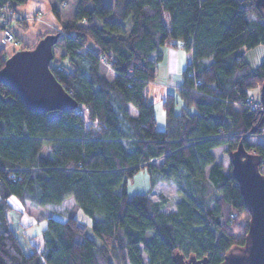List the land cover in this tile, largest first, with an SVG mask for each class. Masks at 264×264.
<instances>
[{"label": "trees", "instance_id": "obj_1", "mask_svg": "<svg viewBox=\"0 0 264 264\" xmlns=\"http://www.w3.org/2000/svg\"><path fill=\"white\" fill-rule=\"evenodd\" d=\"M27 2L0 0V13ZM52 32L62 57L51 69L78 106L37 112L0 82V264H176L177 254L222 264L244 248L250 212L232 164L226 172L213 150L227 146L230 156L243 140L264 173V108L247 102L264 82V61L245 60L264 46L256 0H78L72 21L38 37ZM164 46L191 61L177 93L162 98L159 130L148 90ZM8 56L0 50V68ZM143 168L150 187L129 196ZM161 181L178 187L170 213L168 196H150ZM12 196L57 207L73 197L98 241L76 216H49L43 249L27 251L9 218Z\"/></svg>", "mask_w": 264, "mask_h": 264}, {"label": "water", "instance_id": "obj_2", "mask_svg": "<svg viewBox=\"0 0 264 264\" xmlns=\"http://www.w3.org/2000/svg\"><path fill=\"white\" fill-rule=\"evenodd\" d=\"M256 4L264 10V0H256ZM59 39L60 33H49L34 47L12 53L0 68V82L12 87L31 110L47 113L74 110L78 106V101L58 81L50 66ZM260 94L264 107V82ZM253 133L255 129L247 136ZM230 158L233 175L250 212V221L246 246L241 252L231 250L222 264H264V173L259 168L261 159L246 150L243 140ZM176 262L209 264V259L207 256H192L185 260L182 254H177Z\"/></svg>", "mask_w": 264, "mask_h": 264}, {"label": "rangeland", "instance_id": "obj_3", "mask_svg": "<svg viewBox=\"0 0 264 264\" xmlns=\"http://www.w3.org/2000/svg\"><path fill=\"white\" fill-rule=\"evenodd\" d=\"M58 4V8L61 12V18L63 23H69L72 21L76 11H77V5L78 0H54ZM107 5H113L114 0H105ZM2 16H4L2 14ZM43 17L42 11H35V13L31 16H29L30 21H37L40 20ZM8 20V25L11 19L8 16H5ZM1 24V21H0ZM128 30L131 27V22L128 20L126 22ZM10 26V25H9ZM59 30V29H56ZM53 33V32H52ZM20 43L15 44L13 43L18 50L25 49V48H32L36 45V43L41 39L39 37L37 38V42L33 46H24L22 44V41L20 38H18ZM6 40V39H5ZM7 41V40H6ZM8 42V41H7ZM55 52V58L53 59V64L58 63L59 59L62 57L61 50L58 49V47H54ZM14 53V52H13ZM185 54V53H184ZM11 54H9L10 56ZM186 54L183 59L180 60V66L184 65V62H186ZM264 61V60H263ZM187 64V62H186ZM183 66L182 69L186 67ZM261 88H257L252 91V94L255 96V98L260 100V94ZM162 101V100H161ZM181 102V101H180ZM261 102V101H260ZM162 103V102H161ZM160 101L156 103L158 110L156 111V117L158 120L157 127L159 130L165 129V110L162 106ZM183 105V103H179L178 109ZM262 105V103H261ZM264 108L263 105L261 106V109ZM193 111V110H192ZM163 120V123H162ZM256 136L249 137V140L253 143L257 142L258 139L255 138ZM227 146H220L213 150L217 162L222 163L224 170L227 172L230 169L231 166V158L229 156V153L226 151ZM42 155L49 156L50 155V147L48 145H45L42 150ZM150 187V175L146 168L140 169L133 178H130L127 185V191L129 196H133L136 193H142L148 191ZM178 187L174 182H166L161 181L159 182L153 191L151 192L150 196L154 198L155 200L159 199V194L163 193L166 196H168L171 199V205L164 209L165 212L170 213L172 211L176 210V203L179 200L178 195ZM10 202L13 206V209L9 212V218L11 223L13 224L14 229L19 234L21 239H31L33 243H35L40 249H43L44 247V236H43V230L46 227L47 224V217L52 216L57 219L64 220L68 216V214H72L76 216L80 221L86 223L88 225L87 234L98 241L97 236L93 232L92 229V221L91 218L84 213V211L78 206L76 201L73 197L68 198L64 204L57 207L56 205H46V206H34L30 204L29 202L23 203L21 200H19L16 196H12L10 198ZM234 252H241V249H234Z\"/></svg>", "mask_w": 264, "mask_h": 264}, {"label": "crops", "instance_id": "obj_4", "mask_svg": "<svg viewBox=\"0 0 264 264\" xmlns=\"http://www.w3.org/2000/svg\"><path fill=\"white\" fill-rule=\"evenodd\" d=\"M55 6H58V4L54 0H28L27 3L18 5L14 10H1V15L8 16L11 19L9 25L18 38L21 39L24 46H33L37 42L39 33L54 31L65 24L62 19H60V9H58L59 13L57 14L54 10ZM35 11H42L43 17L37 21H30L29 16L33 15ZM1 49H5L8 55L18 50L13 43L5 40L2 26L0 24V50ZM184 53L186 54V60L188 61H186L187 64L184 62V65H181L179 68L180 60L185 57ZM245 60L252 68L259 66L264 60V46L258 45L249 49L245 53ZM190 61L191 53L182 48L171 46H164L162 48V60L159 63L156 78L150 83L148 90V97L149 100L154 103L155 111L158 110L156 103L158 101L161 103L162 98L167 93H177L182 82V71L187 67ZM185 64L186 67L182 69ZM67 199H65V201ZM65 201L62 204H64ZM22 241L27 251L33 252L35 249L40 250V247L33 243L31 239H26V241L22 239Z\"/></svg>", "mask_w": 264, "mask_h": 264}, {"label": "built area", "instance_id": "obj_5", "mask_svg": "<svg viewBox=\"0 0 264 264\" xmlns=\"http://www.w3.org/2000/svg\"><path fill=\"white\" fill-rule=\"evenodd\" d=\"M4 17L5 16H2L0 13V21H1V25H2V31L4 34V38L8 42H14L15 44H19L20 41H19L17 35L11 29V27L8 25V20ZM247 102H249L253 108H256V107L261 108V106H262L260 100H257V98H255L254 95H249L247 98ZM262 131L264 132V125L262 126ZM262 134L260 136H262Z\"/></svg>", "mask_w": 264, "mask_h": 264}]
</instances>
